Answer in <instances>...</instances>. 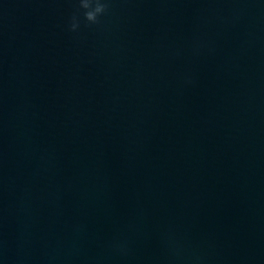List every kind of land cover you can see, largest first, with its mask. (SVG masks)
Instances as JSON below:
<instances>
[{
    "label": "water",
    "instance_id": "water-1",
    "mask_svg": "<svg viewBox=\"0 0 264 264\" xmlns=\"http://www.w3.org/2000/svg\"><path fill=\"white\" fill-rule=\"evenodd\" d=\"M77 3L0 0V264H264V0Z\"/></svg>",
    "mask_w": 264,
    "mask_h": 264
},
{
    "label": "clouds",
    "instance_id": "clouds-1",
    "mask_svg": "<svg viewBox=\"0 0 264 264\" xmlns=\"http://www.w3.org/2000/svg\"><path fill=\"white\" fill-rule=\"evenodd\" d=\"M110 7L111 0H78L77 11L71 16L67 30L78 34L82 25L85 27L99 25L101 18L109 12Z\"/></svg>",
    "mask_w": 264,
    "mask_h": 264
}]
</instances>
